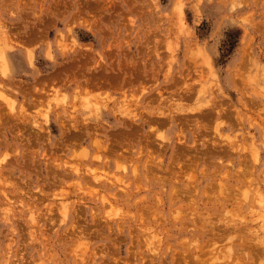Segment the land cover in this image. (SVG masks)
Here are the masks:
<instances>
[{
	"label": "rangeland",
	"instance_id": "374dc122",
	"mask_svg": "<svg viewBox=\"0 0 264 264\" xmlns=\"http://www.w3.org/2000/svg\"><path fill=\"white\" fill-rule=\"evenodd\" d=\"M0 264H264V0H0Z\"/></svg>",
	"mask_w": 264,
	"mask_h": 264
},
{
	"label": "bare ground",
	"instance_id": "6f19581e",
	"mask_svg": "<svg viewBox=\"0 0 264 264\" xmlns=\"http://www.w3.org/2000/svg\"><path fill=\"white\" fill-rule=\"evenodd\" d=\"M28 55L30 56V61H31L32 60V56H31V54L29 52H28ZM1 62H2V67H4V68L8 67V60H7L6 56H2Z\"/></svg>",
	"mask_w": 264,
	"mask_h": 264
}]
</instances>
